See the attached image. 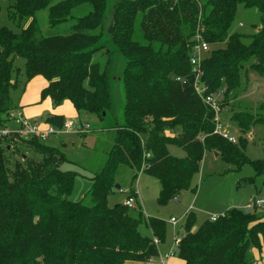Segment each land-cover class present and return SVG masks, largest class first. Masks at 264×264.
<instances>
[{
    "label": "trees",
    "instance_id": "16d2710c",
    "mask_svg": "<svg viewBox=\"0 0 264 264\" xmlns=\"http://www.w3.org/2000/svg\"><path fill=\"white\" fill-rule=\"evenodd\" d=\"M83 5L91 10L74 18L72 12ZM238 6L260 13L256 33H230ZM106 7L107 0H12L8 19L17 32L0 29V129L15 109L10 91L16 84L12 75L17 58L25 61L27 82L35 77L47 81L41 99L54 105L67 101L78 115L99 120L111 112L110 56L103 54V67L94 61L105 47L100 41ZM43 10L50 33L43 34L36 20ZM138 14L145 44L132 39ZM72 20L70 34L53 33ZM107 33L125 60L123 124L114 128L106 165L90 179V205L69 200L77 173L60 169L69 162L58 149L35 137L11 135L34 157L16 149L22 161L10 170V150L0 138V264H124L158 258L157 245L142 237L139 227L144 224L161 244L165 222L145 219L137 202L132 210L123 204L108 206V197L117 192V165L134 171V180L140 173L156 179L160 206L190 189L205 152H215L237 168L249 164L257 174L264 171V161L239 158L245 141L235 146L214 133V112L194 89L198 74L204 97L239 91L250 72L264 76V0H116ZM196 36L208 44L209 56L193 71L189 59ZM233 121L243 135L258 123L248 114ZM46 123L60 129L64 120L50 116ZM169 147L184 156H172ZM126 194L136 199L133 190ZM195 222L193 214L186 216L185 234L173 252L185 264H250L248 251L261 250L264 218L253 211L232 208L192 232Z\"/></svg>",
    "mask_w": 264,
    "mask_h": 264
},
{
    "label": "rangeland",
    "instance_id": "374dc122",
    "mask_svg": "<svg viewBox=\"0 0 264 264\" xmlns=\"http://www.w3.org/2000/svg\"><path fill=\"white\" fill-rule=\"evenodd\" d=\"M115 3L116 0H107L103 33L100 41L101 45L105 47L104 50L94 56V61L98 62L101 67L107 61L105 56H110L108 84L111 112L103 120H99L95 116L83 117L79 115L78 121H80V125H74L72 133L61 135L60 140L47 138L43 143L45 146L56 144L57 149L64 154L69 163L61 166L60 169L62 171L77 173L69 200L82 202L88 206L90 205L88 193L91 185L90 179L94 175L99 174L106 165L108 154L115 142L114 128L116 125L123 124L124 90L121 75L125 60L118 53L107 33ZM11 4L12 0H0V29L5 27L12 32H17L15 25L8 19V9ZM90 10L91 7L89 5H83L75 9L72 12V16L79 18L86 15ZM36 20L43 34L50 32L47 28V10L38 12ZM140 21L141 15L138 14L135 19L132 39L134 42L145 44L140 30ZM73 24L74 20L68 21L55 28L53 33L62 36L68 35ZM259 27L260 13L256 9H244L242 6H238L230 33L252 35L256 33ZM243 43L247 45L249 40L245 39ZM217 47H211L210 51ZM106 51L111 52V55L109 53L106 54ZM207 56H209L208 53L203 55L204 59ZM24 63L25 61L21 58H17L14 61L12 78L14 81L17 80V85L11 89L10 98L15 105L22 94L26 82ZM212 98L219 107L217 115L219 124L222 126L223 131L236 141L235 144H231L238 146L240 140L246 142L239 158H244L253 163L263 162L264 76L257 72H250L247 77L241 79L239 91L231 92L227 95L220 91L212 95ZM65 103L68 104L67 101ZM241 114H248L252 116L253 120H258V123L253 125L249 132L244 135L240 132L238 124L233 121V118ZM8 118L9 123L13 121L10 117ZM73 121L77 122V119H73ZM36 125L38 126V124ZM10 127L12 130L14 128L17 129L16 124ZM10 139L4 137L2 146H7L8 150H10L6 153V158L8 168L12 170L16 163L22 161L19 155L14 152L16 149L19 150V154H24L23 156L29 158L34 157V153L21 145L20 142H15L12 139L10 141ZM169 152L174 157L184 156L183 152L176 147H170ZM214 154H216V157ZM134 175V171L122 165L116 166L113 183L121 188L120 191L108 197V206L122 205L129 190L137 191L142 201L141 212L143 211L145 219L156 218L165 222V242L160 244L161 249L164 250H175L174 240L175 238L180 240L185 234L183 229L185 218L190 213H193L196 217L194 228L197 230L205 220L212 215H220L226 212L231 205L243 207L251 204V196L264 201V171L257 174L253 166L249 164L237 168L235 164L225 162L215 152L204 153L198 172L192 178L190 189L181 192L178 200H170L164 206H160L157 203L160 190L159 182L141 173L134 180ZM235 209L243 210L242 208ZM250 211H253L257 218H264V207L254 208ZM130 213L134 214L132 211ZM172 218L177 220V225L173 226L170 224V219ZM144 228L145 225L142 224V233L146 232ZM247 259L255 262V264H264V247L261 253L250 249ZM139 263L149 264L150 261Z\"/></svg>",
    "mask_w": 264,
    "mask_h": 264
},
{
    "label": "crops",
    "instance_id": "0c3cea01",
    "mask_svg": "<svg viewBox=\"0 0 264 264\" xmlns=\"http://www.w3.org/2000/svg\"><path fill=\"white\" fill-rule=\"evenodd\" d=\"M16 85H17V80H16L15 86ZM47 85H48L47 81L45 79H43L42 77H35L28 82L26 81L24 84L22 94H21L20 98L18 99V101L16 102V105L14 103H12L15 109L12 110L9 113V115H13L15 117L20 116L22 119H26L30 122H34V123L38 124V126L41 130H46L50 126L49 124L46 123L47 118L50 116L61 117V118H63L64 123L72 122L75 126L80 125L79 124L80 121H78L79 115L76 113L73 106L69 102H68V104H66L65 103L66 101H65V102L61 103L60 105H54L49 98L41 99L40 94H41L42 90ZM82 116L83 117H89V115H87V116L82 115ZM73 119H77V122L73 121ZM13 124H16V123L14 121H11L10 123L8 122L5 125V129H7L9 131L16 130L15 128L13 130L10 129L11 128L10 126ZM68 134H64V135H68ZM50 138L51 139L54 138V140L55 139L60 140V136L48 137V139H50ZM59 142H61V141H59ZM48 147L57 149L56 144L53 146L48 145ZM64 147H65V145H64ZM169 148H168V151H169ZM214 156L216 157V154H214ZM118 191H120V189ZM134 193L136 195V202L139 205L140 209H142V207H141L142 201H141V198L139 196V193L137 191H134ZM178 199H179V197L176 198L175 200H178ZM250 199H251V203H252L256 198L251 196ZM249 205L250 204H247V205H244L243 207L231 205V207L228 210H230L232 208H242L243 209ZM142 214H143V211H142ZM190 214H193V213H190ZM222 214H220V215H222ZM220 215H212L211 217L220 216ZM210 218H208L207 220H210ZM195 219H196V217H195ZM141 227H142V225L139 227V233L141 234V236L154 240V238L151 234V231L145 226L144 229L146 232L142 233ZM194 231H195V228L193 227L192 232H194ZM263 247H264V241L262 242L261 250H256V249H254V250L261 253ZM157 248H158V252H159L160 256L158 258L150 261L149 264H185L183 261H181L177 256H175L173 254V252L175 250L173 251L170 249L169 250L161 249L160 243L157 244ZM249 262H250V264H255V262H251L250 260H249ZM124 264H140V263L127 261Z\"/></svg>",
    "mask_w": 264,
    "mask_h": 264
},
{
    "label": "built area",
    "instance_id": "2783aa9c",
    "mask_svg": "<svg viewBox=\"0 0 264 264\" xmlns=\"http://www.w3.org/2000/svg\"><path fill=\"white\" fill-rule=\"evenodd\" d=\"M209 52V46L199 36H196L193 41L192 45V54L189 59V63L195 71L201 62L204 60L203 55L207 54ZM176 81H180V79H177ZM200 74L197 75L195 82H194V89L196 91V94L203 100V102L214 112V122H215V130L214 133L221 136L222 138L228 140L230 143H236L234 138H231L228 134H226L222 126L219 124L217 115H218V105L215 103L212 96L204 97V89L200 85ZM11 120H13L16 125L17 129L14 131H9L5 128L0 129V138L8 137L10 138L11 135L14 136V138L19 139H29L31 137H35L38 140L42 141L43 143L45 140L50 136H61L64 134H68L74 131V124L72 122L64 123V125L60 129H56L52 126H49L46 130H41L39 126L36 125L34 122H30L26 119H22L20 116H13L8 115ZM123 206L126 208L132 210L136 207V199L133 197H126L125 201L123 202ZM264 207V201L255 199L249 206L243 208L244 213L251 212L250 210H253L254 208ZM219 216H213L210 218V221L214 222L217 220ZM170 224L173 226L177 225V220L170 219ZM154 244L157 245L159 242L154 239ZM179 243V240L175 238L174 240V247L177 248Z\"/></svg>",
    "mask_w": 264,
    "mask_h": 264
},
{
    "label": "water",
    "instance_id": "95a60500",
    "mask_svg": "<svg viewBox=\"0 0 264 264\" xmlns=\"http://www.w3.org/2000/svg\"><path fill=\"white\" fill-rule=\"evenodd\" d=\"M133 1H136V2H137V1H139V0H133ZM48 33H50V32H48ZM108 53H109V52H108V51H106V54H108ZM84 115H85V116H87L88 114H87V113H85ZM262 146L264 147V145H262ZM114 188H115V190H117V191L120 189V187H119L118 185H115V187H114Z\"/></svg>",
    "mask_w": 264,
    "mask_h": 264
}]
</instances>
